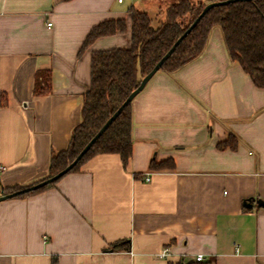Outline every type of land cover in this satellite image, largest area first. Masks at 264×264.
I'll return each mask as SVG.
<instances>
[{"label":"crops","instance_id":"1","mask_svg":"<svg viewBox=\"0 0 264 264\" xmlns=\"http://www.w3.org/2000/svg\"><path fill=\"white\" fill-rule=\"evenodd\" d=\"M166 1L0 0V193L47 175L81 121L92 52L128 47L130 9L157 21ZM121 18L124 32L79 52L93 26ZM43 70L50 91L34 94ZM131 116L125 167L98 153L0 200V264H264V88L230 60L218 26L197 57L150 77ZM229 134L235 148H218ZM168 158L172 169H149Z\"/></svg>","mask_w":264,"mask_h":264},{"label":"trees","instance_id":"2","mask_svg":"<svg viewBox=\"0 0 264 264\" xmlns=\"http://www.w3.org/2000/svg\"><path fill=\"white\" fill-rule=\"evenodd\" d=\"M212 1L222 0H167L163 16L157 18V21L144 10L130 9V45L92 52L90 84L83 95L81 121L75 126L68 147L52 152L48 173L42 179L63 169L78 154L139 84L142 76L188 28L205 4ZM214 26L220 28L230 60L240 64L256 87L264 88V0H236L211 7L180 40L159 69L172 72L197 57L202 52L208 34ZM125 30L124 18L101 21L88 31L79 52L97 37ZM50 87L49 71L38 72L33 93H47ZM131 121L130 101L66 173L76 171L87 158L98 153H117L125 167L132 149ZM236 141L234 135L229 134L226 140L217 143V147L228 146L234 149ZM173 166L174 162L171 158L158 162L151 160L149 163L150 170L172 169ZM61 177L34 190L17 193L11 198L24 197L41 191L53 185ZM23 187L25 186L15 185L3 188L1 193L16 191ZM176 264L212 263L179 261Z\"/></svg>","mask_w":264,"mask_h":264},{"label":"water","instance_id":"3","mask_svg":"<svg viewBox=\"0 0 264 264\" xmlns=\"http://www.w3.org/2000/svg\"><path fill=\"white\" fill-rule=\"evenodd\" d=\"M231 1H236V0H222V1H212V2L206 3L205 6L202 8V10L199 12V14L196 16V18L188 26V28H186V30L175 40L172 46L160 57V59L153 65V67L146 74L142 76L139 84L126 96V98L116 108V110L107 118V120L103 123V125L99 128V130L89 139V141L82 147V149L78 152V154L63 169L59 170L57 173L45 179L29 184L16 191H12L8 193H0V200L11 198L17 193L34 190L42 185H45L47 183H50L58 179L63 174H65L67 171H69L76 164V162L82 157V155L88 150V148L96 140V138L104 131L107 125L119 114V112L124 108V106L130 101H132L134 96L140 90H142V88L145 86L146 82L150 79V77L161 67L163 61L174 50L175 46L180 42V40L192 29V27L197 23V21L203 16V14L215 5L225 4ZM256 204L258 206H264V200L259 198L256 200Z\"/></svg>","mask_w":264,"mask_h":264},{"label":"built area","instance_id":"4","mask_svg":"<svg viewBox=\"0 0 264 264\" xmlns=\"http://www.w3.org/2000/svg\"><path fill=\"white\" fill-rule=\"evenodd\" d=\"M118 1H121V0H118ZM48 25H50V22L48 23ZM3 168H4V167L0 165V171H1ZM149 179H150L149 175H145V180H149ZM166 254H167L166 249L161 250V255H166ZM202 257H203L202 254H197L195 258H196V260H201Z\"/></svg>","mask_w":264,"mask_h":264}]
</instances>
